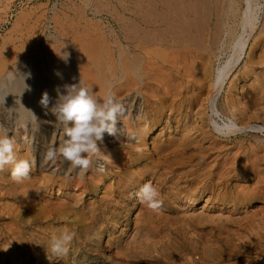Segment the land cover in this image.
<instances>
[{
	"label": "rangeland",
	"instance_id": "1",
	"mask_svg": "<svg viewBox=\"0 0 264 264\" xmlns=\"http://www.w3.org/2000/svg\"><path fill=\"white\" fill-rule=\"evenodd\" d=\"M148 1L149 6L145 7ZM151 1L154 2L145 0L139 6V0H0V55L5 58L9 52L8 56L12 53V56L23 57V51L36 43L38 46L33 54L36 57L45 52L44 46L59 30L100 29L107 38H115L122 34V25H130V28L152 25L154 21L150 19L155 17L150 14L155 10L151 9L154 4ZM216 1L211 9L214 17H208V12L203 11L205 14L201 12L203 15L197 19L194 13L181 10L185 17L181 14L183 19L181 15L177 18L180 21L186 18L190 25H205L209 18L207 23L215 25L219 18L222 30L230 25L236 35L244 32L247 43L242 58L215 98L216 124L223 128L224 122L231 125L234 121L240 127L234 125L230 132L224 133V130H217L216 124L210 121L213 112L209 108V115H203L205 123L200 122L207 137L205 140L199 137L200 143L196 146L199 151L207 149L206 158L191 149L189 154L195 156L182 172L192 169L203 159L219 168L229 162L232 168L229 185L220 186L215 193L206 192L202 198L176 196L171 183L165 186L157 183L160 173L152 175L157 170L155 157L132 164L131 168L122 162L118 163L121 166H114L104 156V140L100 145L102 155L92 157L93 163L83 175L80 169L70 167V162L62 156L49 162L45 159L47 150L58 148L66 137L64 126L52 113L55 105L51 104V108L48 104L40 114L35 107V96L40 95L43 85H38L37 92L31 94L27 114L18 108V103L11 101L5 86H1L0 125L17 141V159L34 163L28 177L21 181L12 179L11 165L0 170V264H264V55L260 57L258 53L254 64L247 63L251 46L256 41L254 37L264 34V0H251L254 29L248 27L244 31L241 19L248 6L247 0H236L237 11L230 18L224 17L227 3L223 2L224 6V0H219L221 4L217 5ZM214 4L220 10L215 9ZM139 10L151 18L137 16ZM215 12L220 14L217 16ZM189 16L192 22H188ZM201 18L205 22L198 24ZM178 20L173 25L185 22ZM227 33L226 30L221 36L215 68L232 54ZM45 58L46 54L42 53V59ZM237 77L238 96L231 87V81ZM229 97L238 100L240 110L233 111L227 106ZM118 123L122 130L125 129L121 119ZM25 125L28 137L24 140L21 128L26 129ZM160 134L161 128L147 137L143 148L149 154L156 140L163 138ZM114 139L107 138L108 144ZM137 141L135 139L134 144ZM121 144L118 152L122 155L125 145L131 142L125 138ZM165 163L161 172L167 171ZM149 180L163 200L162 206L155 210L141 204L135 195ZM63 231L75 233V236L68 245V254L58 257L50 251V241ZM7 253L10 254L8 259L4 257Z\"/></svg>",
	"mask_w": 264,
	"mask_h": 264
},
{
	"label": "bare ground",
	"instance_id": "2",
	"mask_svg": "<svg viewBox=\"0 0 264 264\" xmlns=\"http://www.w3.org/2000/svg\"><path fill=\"white\" fill-rule=\"evenodd\" d=\"M144 1L139 0L140 5L139 2L137 4L141 6ZM153 1L151 2L154 3V9L151 8L152 3L150 8L152 11L155 10L154 14L158 16H154L149 10L151 14L147 13L152 18L155 17L154 20L149 16L145 17L146 12L144 14L143 10H139L142 14L137 13V16L144 15L145 18L154 21V24L152 22V25H131V28L130 25H122V34H118L115 38H107L105 33L99 31L100 29L94 31L82 27L75 32L72 30L73 33L71 30L65 29L59 30L56 36L52 35L53 37L47 44L43 43L46 44L45 52H42L46 54L47 58L45 59H42V53L38 55L36 53L37 56H33L38 46L36 43L32 47H28V45V48H25L26 51L21 54L24 55L23 57L12 56V53L8 56L9 52L7 51L8 57L3 58L0 55V87L5 86L11 101L18 103V108L22 109L25 114H27L31 94L37 92L36 88L41 84L43 86L40 95L35 96L37 98L35 107H38L39 114L44 107L40 103L44 92H47L50 97L48 104L55 105L58 99L57 89L59 88L63 93L65 85L78 84L79 81L81 86L93 90L90 95L97 101L99 100L98 103L105 102L109 92L114 93L115 99L122 103L125 109L123 115L118 117L125 129L122 130L117 123L116 138L107 133L104 134V156H109V161L113 165L115 164L114 166L119 167L118 163L122 162L123 165L127 164L128 168H131L132 164L148 161L149 157L153 156L156 159L155 168L157 170L152 175L160 173L156 179L158 184L165 186L171 183L172 189L176 191V196L184 194L187 199L202 198L206 192L215 193L216 189L222 185L228 186V182L231 181V164L227 162L219 168L218 165L205 163L207 149L199 151L196 146L200 143L197 140L199 137L202 140L207 137L206 129L203 124L200 125V122H203V115H209V108L213 112V115H210L211 118L209 117L210 121L216 124L215 117L218 111L215 98L226 77L233 70L232 68L241 60L247 40L243 35L244 32L238 36L234 27L230 25L226 24L228 27L222 30V26L218 24L219 18L215 25L207 23L210 18L205 25L201 23L204 18L199 21L195 20L202 25H196V23L190 25L191 23L185 21L186 18L184 20L186 23L177 18L181 14H184L183 17H185V12H189L194 13L193 17L198 19L199 15H203V11L208 12L206 13L208 17H214L211 9L212 3L216 0ZM223 2L227 3V7ZM219 3L221 4V1L217 5ZM222 3L225 6L224 9H227L226 11L221 9L226 13L224 15L222 12V15L224 17L228 15L229 18L235 16L236 0H224ZM247 3L248 6L241 19L243 31L248 27L250 30L254 29V9L251 6V0H247ZM146 4H144L145 7L149 6V1ZM217 5L214 4L215 9L220 10L219 7H216ZM190 7L191 9H189ZM147 9L144 8V10ZM191 10L195 12H190ZM180 11L185 12L180 13ZM214 14L217 15L216 12ZM190 16L188 22L190 20L192 22L193 18L191 19ZM229 18L228 20H231ZM176 19L186 25L182 23L180 25L178 21V25L175 23L173 25ZM150 20L147 22L148 24H150ZM142 21L146 23L145 20L141 19ZM226 30L228 32L227 42H229L232 54L224 63L215 68V61L218 58L217 50L220 49L219 46L223 38L221 36ZM258 34H260L259 31ZM255 39L248 56L247 63L249 65L254 64L258 53L261 54L260 57L264 55V34L261 33L253 40ZM15 51L17 52V48ZM13 54H15L14 51ZM27 73L31 75L25 78ZM238 79L237 77L231 81V87L235 88L236 96H238L236 89ZM13 88L15 91H12ZM0 93L2 94V91ZM237 101L229 97L227 106L233 108V111L234 109L240 110ZM53 105L50 107L52 108ZM208 121L206 124H209ZM224 123L225 127L223 128L216 124L217 130H224L223 133L226 130L230 132L232 126L239 125L234 121L231 122V125H228L227 122ZM25 128L24 130L21 128L24 140L28 137L26 125ZM159 128H161L160 135L163 138H160L159 141L156 140L153 150L149 154L143 146H146L147 137ZM254 128H260V126ZM18 129L19 127L16 130ZM60 129L62 128L60 127ZM107 138L115 139L108 144ZM125 138H128L131 144L125 145L126 151L121 155L118 149L123 145L121 141ZM135 139L138 140L136 144H134ZM191 149H193L192 152L195 151L196 154L203 155L204 159L198 164L192 165L194 168L182 172L195 156V154H189ZM139 152L142 153L139 154ZM163 160L168 168H166L167 171L161 172L162 169H165L162 165ZM9 255L7 253L4 257L7 258Z\"/></svg>",
	"mask_w": 264,
	"mask_h": 264
},
{
	"label": "clouds",
	"instance_id": "3",
	"mask_svg": "<svg viewBox=\"0 0 264 264\" xmlns=\"http://www.w3.org/2000/svg\"><path fill=\"white\" fill-rule=\"evenodd\" d=\"M27 73L25 78L30 77ZM27 87V86H26ZM93 90L78 84L65 85L64 92L57 89L58 99L52 108V113L62 124L66 139L58 148H49L45 154L46 160L55 161L58 156L70 162L71 167L80 169L83 175L89 170L93 156L102 155L100 145L103 144L104 134L116 138L118 117L123 115L125 109L122 103L115 99V94L109 92L103 106H101L90 92ZM47 92L42 94L40 103L47 108L49 103ZM17 141L7 130L0 125V170L6 165L12 166L11 177L20 181L27 178L33 162L18 160L16 157ZM110 160V157H106ZM136 198L141 204H147L151 209L162 206L161 193L149 180L136 192ZM75 233L63 231L59 236H53L50 241V251L64 257L68 254V245Z\"/></svg>",
	"mask_w": 264,
	"mask_h": 264
}]
</instances>
